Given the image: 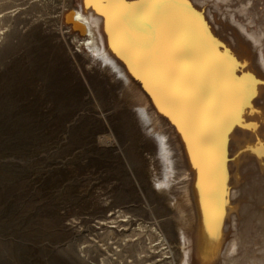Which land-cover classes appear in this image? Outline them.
<instances>
[{"label":"bare ground","instance_id":"6f19581e","mask_svg":"<svg viewBox=\"0 0 264 264\" xmlns=\"http://www.w3.org/2000/svg\"><path fill=\"white\" fill-rule=\"evenodd\" d=\"M68 23L83 82L95 71L116 93L178 214L175 249L151 224L172 261L264 264V0H77Z\"/></svg>","mask_w":264,"mask_h":264},{"label":"rangeland","instance_id":"374dc122","mask_svg":"<svg viewBox=\"0 0 264 264\" xmlns=\"http://www.w3.org/2000/svg\"><path fill=\"white\" fill-rule=\"evenodd\" d=\"M76 1L0 0V264H179L151 234L158 222L175 249L179 217L141 136L67 47Z\"/></svg>","mask_w":264,"mask_h":264},{"label":"snow or ice","instance_id":"6c2138e0","mask_svg":"<svg viewBox=\"0 0 264 264\" xmlns=\"http://www.w3.org/2000/svg\"><path fill=\"white\" fill-rule=\"evenodd\" d=\"M90 2L95 3L97 5L108 3L110 5L121 6V7H140V6L155 5L164 2V0H138V3L134 5H127L126 0H90ZM252 94H253L252 90L249 89L247 95L242 98V103H247L248 96H251Z\"/></svg>","mask_w":264,"mask_h":264}]
</instances>
